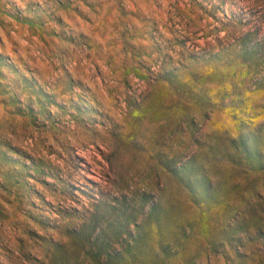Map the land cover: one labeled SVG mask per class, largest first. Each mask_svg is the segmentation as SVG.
Masks as SVG:
<instances>
[{"label":"rangeland","instance_id":"rangeland-1","mask_svg":"<svg viewBox=\"0 0 264 264\" xmlns=\"http://www.w3.org/2000/svg\"><path fill=\"white\" fill-rule=\"evenodd\" d=\"M0 264H264V0H0Z\"/></svg>","mask_w":264,"mask_h":264},{"label":"bare ground","instance_id":"bare-ground-1","mask_svg":"<svg viewBox=\"0 0 264 264\" xmlns=\"http://www.w3.org/2000/svg\"><path fill=\"white\" fill-rule=\"evenodd\" d=\"M15 62V61H14ZM78 69H80V67L78 68ZM96 83V82H95ZM99 92V91H98ZM106 94V93H105ZM101 96V95H100ZM106 96V95H105ZM105 96H104V98H105ZM107 97V96H106ZM109 98V97H108ZM106 101V100H105ZM105 101H104V103H105ZM108 101V100H107ZM107 103V102H106ZM107 106H108V103H107ZM109 108H110V105L108 106ZM111 111V110H110ZM109 111V112H110ZM116 111H117V109H116ZM126 119V118H125ZM124 119V120H125ZM134 119V118H133ZM130 121V120H129ZM132 121V120H131ZM136 124V123H135ZM153 124V123H152ZM134 125V124H133ZM145 126H147L148 128H150L149 130H151V127L152 126H150V123H148V122H145ZM101 142V141H100ZM97 144V143H96ZM105 145V144H104ZM93 146V145H92ZM89 151V150H88ZM88 151H87V153H88ZM91 151V150H90ZM85 152V151H84ZM79 154V153H78ZM80 155V164L82 165V166H84V167H87V165H88V162H89V160L90 159H88V157L86 156V155H84V154H82V153H80L79 154ZM89 155V154H88ZM92 162H94V161H92ZM90 163H91V161H90ZM92 164V163H91ZM81 166V167H82ZM107 167H108V165H107ZM83 168V167H82ZM87 169V168H86ZM85 169V170H86ZM97 169H99V168H97ZM99 171V170H98ZM99 174V173H98ZM84 175V174H83ZM86 176L89 178V179H92V180H94V181H99V177H98V175H97V170H96V168H95V166L94 165H91V166H89V168H88V170H87V172H86ZM89 179H87V180H89ZM101 180V179H100ZM86 182V181H85ZM83 183V182H82ZM96 183V182H95ZM77 184V183H76ZM86 184V183H85ZM87 184H88V181H87ZM89 185V184H88ZM91 187V186H90ZM96 187V186H95Z\"/></svg>","mask_w":264,"mask_h":264}]
</instances>
